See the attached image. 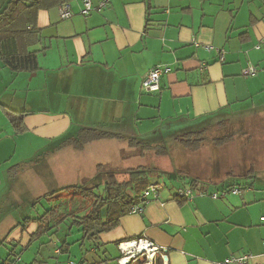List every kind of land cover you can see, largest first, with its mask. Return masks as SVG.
<instances>
[{"label": "crops", "instance_id": "0c3cea01", "mask_svg": "<svg viewBox=\"0 0 264 264\" xmlns=\"http://www.w3.org/2000/svg\"><path fill=\"white\" fill-rule=\"evenodd\" d=\"M100 1L92 0L95 7ZM63 2L72 8L68 20L60 18ZM47 3L52 5L37 17L42 41L33 47L39 54L40 70L30 79V73L21 76L0 61V244L8 237L0 245L8 248L0 253V264L9 257H24L40 231L36 222L21 233L13 231L19 227L17 214L7 215L4 205L9 183H17L23 171L34 177L36 165L41 167L40 177H49L50 161L70 149L45 155L69 131L76 134L84 126H104L143 136L142 127L149 125L153 128L149 135L167 133L177 130L180 122L226 112L231 104L242 102L244 93L254 106L264 101V0H110L88 16L82 15L83 0ZM207 46L214 49L209 51ZM219 50L225 53L223 62ZM202 62L208 63L204 73ZM159 66L172 70L162 77L161 92H144L143 80ZM248 67H256L257 74L244 77ZM241 78L247 80L243 95L231 100L229 84L234 79L238 86ZM28 83L36 86L32 94L20 90ZM7 112L23 116V133L17 135ZM94 144L82 152L73 151L86 154ZM76 153L68 156V162L66 157V165L59 170L78 171L75 164L82 158ZM39 155L42 161L31 163ZM14 166H20V172L13 180L8 173ZM160 180L169 183L159 200L149 201L141 215L128 214L115 230L102 234L99 249L85 253L89 246L77 239L79 264H105L104 252L119 258L118 244L139 238L165 250L167 264H224L231 257L243 256H249L248 264H264V174L251 185L243 181L240 195L220 200L179 201L175 189L185 183L168 177ZM26 182L30 185V176ZM13 199L9 208L20 203ZM52 222L57 221L41 225H46L43 235L56 227ZM69 246L68 242L59 249L56 245L55 253L70 254ZM35 258L31 264H40L38 254Z\"/></svg>", "mask_w": 264, "mask_h": 264}, {"label": "trees", "instance_id": "16d2710c", "mask_svg": "<svg viewBox=\"0 0 264 264\" xmlns=\"http://www.w3.org/2000/svg\"><path fill=\"white\" fill-rule=\"evenodd\" d=\"M47 2L48 0H0V61L5 67H8L15 73L25 72L32 74L40 70L39 54L33 50V47L39 45L42 41L41 30L37 28V17L41 10L52 5ZM65 3L67 2H63L61 6ZM233 115L229 112H218L193 120L191 124L187 125L188 127L186 129H174L172 132H159L150 136L121 134L109 131L104 126H84L79 128L76 134L69 131L67 134L55 140L50 145V149L45 157H51L58 151L67 149L82 152L88 145L102 141L126 143L128 147L121 151L123 160L134 157L145 158L152 153L158 158L170 157L168 144L163 134H170L175 144L190 151H198L206 146L208 142H214L215 146L218 147L224 145L227 141L230 142L232 136H225L222 139L218 138L214 132L223 128L226 129L230 125ZM7 116L10 117V122L17 135L23 133L25 130L22 123L23 116L9 112H7ZM33 161L35 162L31 163L41 162L42 156L35 157ZM19 170L20 166L10 168L8 173L9 178L14 180ZM234 173L231 171L228 172L224 181L221 182H204L201 179L186 176L181 170L166 172L152 164L124 171L113 169L107 165H99L97 175L91 180L85 179L82 186L71 185L62 189L58 188L49 191L38 199L20 200V204H14L13 208H9L8 205L6 213L8 215L10 212L15 211L19 226L23 222L25 224L23 226L24 229L34 222L41 223L42 225L47 222L50 223L52 220L58 221L59 223L70 220V225L73 226L72 228H76L82 235V246H89L85 249V253H89L92 248H100L98 243L99 237L102 234L115 230L119 226L121 219L131 214L134 206L139 205L144 208L148 204L146 201L144 203L141 200V196L154 182L151 179L153 176L160 177L158 180L162 178L161 176H167L168 178L177 180L179 184L185 183L178 187L194 188L193 191L195 193L199 192V190L206 191L207 196L205 197L208 198H210V194L214 190L223 191L233 187L242 188V185H244L242 183L243 181H247L251 185L250 182L256 181L259 178V172L256 169L245 173L244 176H238ZM120 175H126L127 179L123 182L119 181L118 176ZM90 184L92 185L91 188L87 189V186ZM12 190L13 185L9 183L4 193L5 195H9V202L14 200ZM69 191H74L82 195L83 199L92 201L91 206L86 210L81 211V209H76L64 215L61 211L63 206L59 205L46 209L38 218H30L29 212L39 211L43 201L50 202L55 196ZM175 198L179 201L185 200L179 198L176 191ZM12 204L13 202L10 206ZM41 225L39 224L40 231L37 236H40L46 228V225ZM7 239L8 237L0 245H5ZM17 256L14 260H11L9 257L4 264L18 263L20 258ZM119 258H110L106 252L103 253V263L105 264H112V262L118 264ZM159 264H162L161 260Z\"/></svg>", "mask_w": 264, "mask_h": 264}, {"label": "rangeland", "instance_id": "374dc122", "mask_svg": "<svg viewBox=\"0 0 264 264\" xmlns=\"http://www.w3.org/2000/svg\"><path fill=\"white\" fill-rule=\"evenodd\" d=\"M17 74H20L21 76L28 75V73L24 72ZM29 75L31 79L33 74ZM244 79L241 78L238 86L235 85L234 79L232 80V83L229 84L228 90L231 100L243 95L242 92L244 83L247 81ZM21 83L22 82H19L17 87L20 86ZM35 88L36 86L33 83H28L27 87L20 90L23 92L28 90V93L32 94L34 93ZM244 94V98L240 104L233 103L226 108V112L234 114L230 125H228L226 129L223 128L214 132L218 138L222 139H224L225 136H232V140L230 142L227 141V143L222 146L217 147L214 142H208L206 146L202 147L198 151H190L175 144L173 142V137H171L170 134H163L165 135L164 137L166 139V143L168 144L170 157L158 158L152 153L145 158L134 157L128 160H123L121 151L128 147L126 143L124 144L118 141L97 142L92 145L91 149H89L86 154H77L73 151V149H70V151H65L68 154L53 158V161H50L48 170L50 173L49 177H47L46 174H44V178H42L43 176L40 177L41 172L39 173V170H41V167L38 169L37 165L34 167V177L29 171H23V173L21 172V176L18 178L17 183L13 185L12 197L15 198V200L17 198L22 201L23 198L25 200H34L38 196L44 194L45 192L52 191L58 186H62L60 187L61 189L71 186V184L72 186H82L85 179L91 180L97 175L99 165H107L113 169L124 171L152 164L160 168V170L166 172L181 170L186 174V176L198 178L204 182L223 181L225 179V174L227 175L230 171L233 173L235 172L234 174L238 176H244L245 173H248L252 169H256L259 174L262 175L264 174V108L260 106L261 104L264 105V101H256V106H254V101L247 100L246 93ZM191 123L192 121L190 120L178 123V130L186 129L188 127L187 125ZM163 127L166 128L167 125H164ZM151 129L153 128L149 125H144L141 129V132L143 133L142 135H152L147 134L148 131H152ZM75 153L82 158V160L79 161L81 163L75 164L79 167L78 171L67 170L68 168H62L59 170L60 167L65 166V163L69 161L68 156ZM66 157V162H63ZM70 167L72 166L70 165ZM19 172L20 171H18V173ZM29 176L30 185L26 182L27 177ZM161 177L164 179L167 176ZM159 178L160 177L153 176L151 179L153 181H157ZM126 179V175L118 176V180L121 182ZM91 186V184L88 185L87 189L91 188ZM91 204L92 201L83 199L82 195H79L74 191H69L55 196L50 202L43 201L39 211H31L29 213L30 218H38L45 212L46 209L62 205L63 209L61 211L64 215H67V213L75 211L76 209H81V211L86 210L91 206ZM4 205L8 206L9 201L6 200ZM13 213H15V211ZM55 223L56 227H52V229H50L49 235L41 234L39 239L31 245L29 250L23 253L25 254L24 257L23 255L19 256V258L23 257V261L21 262L19 260L18 264H31L32 261L36 260L35 257L37 254L40 264H68V260H71L73 264L80 263V247L76 241L79 238L81 239L82 235L76 228H72L73 226L70 225V220H66L62 223H59L58 221L52 222L51 224L54 225ZM39 224L41 225V223ZM20 225L21 226L13 231L18 230L19 232L20 230H24L23 226L25 224L21 222ZM30 231H35V229L33 228ZM65 242L70 244V254H56V245H58L59 249ZM7 245H10V243H7ZM14 246L15 245H13V247ZM18 248L19 250H22L20 245ZM2 250L6 252L8 251V248L6 246H4V249L0 248V253ZM132 257L133 258L130 264H159L161 260V256L159 254L152 258L151 262L149 261L150 257L147 254H143L141 256L133 255ZM71 262L69 264H71ZM112 264L114 263L112 262Z\"/></svg>", "mask_w": 264, "mask_h": 264}, {"label": "built area", "instance_id": "2783aa9c", "mask_svg": "<svg viewBox=\"0 0 264 264\" xmlns=\"http://www.w3.org/2000/svg\"><path fill=\"white\" fill-rule=\"evenodd\" d=\"M110 0H101L99 5L96 7L94 6L92 0H83L84 8L82 10V15L88 16L94 10H100L105 8L109 4ZM60 18L62 20H68L72 18V8L70 4L67 2L63 4L59 9ZM197 47L199 45L197 44ZM207 50L211 51L214 48L211 46L206 47ZM220 62L225 60V53L222 50L218 51ZM208 68L207 62H202L200 66L201 72H205ZM172 70L167 67H155L152 69L145 77L142 82V90L146 93H157L161 91V79L163 76L170 74ZM258 70L256 67H248L243 71L244 77H253L257 74ZM166 182L162 180L154 181L143 193L141 196V200L146 201L149 203L151 200H159L161 191L166 188ZM194 188H184V187H177L175 189L179 198L192 201L195 197H205L207 196L206 191H200L195 193L193 191ZM242 193V189L239 187H233L230 189H226L223 191H214L210 194V199L212 200H220L226 198L228 195H240ZM144 205V204H143ZM144 212V208L142 206H134L131 210V214H139L141 215ZM262 222H264V217L261 218ZM118 249L120 252V258L118 260V264H130L132 260V256H141L143 254H147L150 257V262L152 258L156 255H161L163 260V264H167L168 258L166 255H163L165 250L156 246L153 242L145 238H139L135 240H127L121 242L118 245ZM249 256L243 257H231L227 259L224 264H231V263H238V264H248ZM73 264V263H72Z\"/></svg>", "mask_w": 264, "mask_h": 264}, {"label": "bare ground", "instance_id": "6f19581e", "mask_svg": "<svg viewBox=\"0 0 264 264\" xmlns=\"http://www.w3.org/2000/svg\"><path fill=\"white\" fill-rule=\"evenodd\" d=\"M150 264V263H149Z\"/></svg>", "mask_w": 264, "mask_h": 264}]
</instances>
